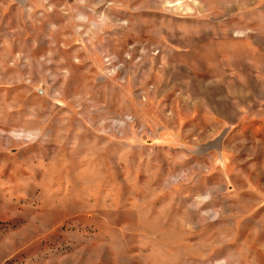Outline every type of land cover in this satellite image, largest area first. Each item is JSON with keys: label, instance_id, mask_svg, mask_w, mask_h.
Wrapping results in <instances>:
<instances>
[{"label": "rangeland", "instance_id": "rangeland-1", "mask_svg": "<svg viewBox=\"0 0 264 264\" xmlns=\"http://www.w3.org/2000/svg\"><path fill=\"white\" fill-rule=\"evenodd\" d=\"M0 264H264V0H0Z\"/></svg>", "mask_w": 264, "mask_h": 264}]
</instances>
